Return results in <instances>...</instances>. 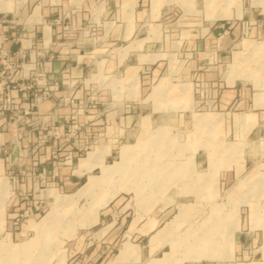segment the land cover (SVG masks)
<instances>
[{
    "label": "crops",
    "instance_id": "obj_1",
    "mask_svg": "<svg viewBox=\"0 0 264 264\" xmlns=\"http://www.w3.org/2000/svg\"><path fill=\"white\" fill-rule=\"evenodd\" d=\"M70 1L0 0V35L7 34L6 45L13 51L25 52L30 77L25 82L40 81L28 93L50 90L27 120L17 114L28 108V101L19 89L11 90L18 110L0 117V226L27 210L24 222L43 218L58 197L74 196L90 176L99 181L105 164L84 158L94 153L113 163L117 148L133 145L139 126L144 131L145 116L150 124L161 122L166 108L178 107L147 100L161 79L205 80V100L190 101L189 107L202 102L212 110L196 113L191 122L234 129L235 141L225 143L226 152L195 150V162L205 174L219 175L226 188L249 166L255 170L264 164L262 148L249 145L264 142V51L251 69L240 56L246 46L264 47V0H190L189 6L135 0L131 19L108 21L95 38L83 33V0ZM185 15L201 17L188 22ZM248 28L258 37L241 38ZM176 61L183 63L179 69L171 67ZM119 193L100 209L96 222L73 233L69 264H132L133 255L152 258L147 264L162 259L153 256L163 247L162 212L148 217L142 209L131 213ZM44 207L49 209L41 216ZM239 236L241 242L244 235Z\"/></svg>",
    "mask_w": 264,
    "mask_h": 264
},
{
    "label": "rangeland",
    "instance_id": "obj_2",
    "mask_svg": "<svg viewBox=\"0 0 264 264\" xmlns=\"http://www.w3.org/2000/svg\"><path fill=\"white\" fill-rule=\"evenodd\" d=\"M169 1L190 5V0ZM134 2L83 0L86 7L84 36H102L103 31L100 34L99 30H103L108 21L131 19L130 8ZM244 2L246 4L247 0ZM187 16L184 21L188 22L199 21L201 17L196 15L190 19ZM246 30L240 34L241 38L252 40L259 35L251 28ZM261 37H264L263 32ZM251 47L246 46V51L240 54L250 69L256 57L264 51V47L260 50ZM107 55L108 51L104 56L108 58ZM179 64L183 63L176 61L171 67L179 69ZM109 82L111 79L106 80ZM206 88L205 80L193 76H176L156 83L147 100L178 107L166 108L163 113L166 118L161 122L150 124L145 116L144 131L139 126L134 144L124 145L121 150L117 148L113 163L112 160L103 162V158L99 154L95 157L94 153L83 159L82 162L94 158L100 160L101 167L105 164L101 174L97 175L99 181L90 176L74 196L58 197L57 215L52 221L44 220L46 215L43 214L49 209L44 207L41 214L44 217L34 222H24L23 219L17 223L4 222L0 226V264H60L61 261L69 264L74 259L68 249L73 233L79 227L96 222L100 209L119 192L125 197L123 205L127 204L126 210L131 213L134 209H142L148 217L157 211L162 212L158 227L163 226L164 234L160 240L163 247L153 255L162 259L150 264H264V164L255 170L254 166H249L228 187L222 188L220 176L205 174L193 157L196 149L205 147L212 149L214 154H220L222 150L226 152L225 143L235 141L231 126L195 125L191 122L196 113L212 110L205 108L202 102L189 107L190 101L205 100ZM249 145L264 151V142L250 141ZM221 159L219 157V163ZM239 164L236 166L241 169ZM107 198L109 200L104 203ZM142 202H146L144 208ZM93 205L100 208L97 216L90 218L88 211ZM1 212L2 205L0 216ZM82 219L85 224H81ZM13 230L16 232L9 233ZM238 235H244L241 242ZM148 240L149 236H146L143 243ZM151 259L140 260L133 255L132 264H147Z\"/></svg>",
    "mask_w": 264,
    "mask_h": 264
},
{
    "label": "built area",
    "instance_id": "obj_3",
    "mask_svg": "<svg viewBox=\"0 0 264 264\" xmlns=\"http://www.w3.org/2000/svg\"><path fill=\"white\" fill-rule=\"evenodd\" d=\"M8 41L7 34L0 35V117L7 111L15 112L17 107L14 105L11 96V90L19 89L21 91L22 100L28 101V108L17 114L23 120H27L26 116L31 112H36L42 99L50 94L48 87H45L40 94L30 95L28 90L40 84L37 78H33L31 82H25L30 78L26 76L25 59L26 54L23 50L13 51L6 43ZM76 125H74L75 127ZM28 212H22L18 215L14 222L17 223Z\"/></svg>",
    "mask_w": 264,
    "mask_h": 264
},
{
    "label": "bare ground",
    "instance_id": "obj_4",
    "mask_svg": "<svg viewBox=\"0 0 264 264\" xmlns=\"http://www.w3.org/2000/svg\"><path fill=\"white\" fill-rule=\"evenodd\" d=\"M85 159V158H84ZM110 198V197H109ZM109 198H107L105 201H104V203H106L108 200H109ZM57 204H59V200L56 202V206L54 205L52 208H51V210L46 214V216L44 217L45 219L44 220H47V222H49V221H52V219L54 218H56V215H57V212H56V209L58 208V206H57ZM100 207H98V206H96V205H93L90 209H89V211H88V216L91 218V217H93V218H95L96 216H97V213H98V209H99ZM85 220L84 219H82L81 220V224H85L86 222H84Z\"/></svg>",
    "mask_w": 264,
    "mask_h": 264
}]
</instances>
